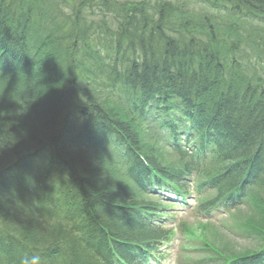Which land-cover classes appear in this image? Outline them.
Instances as JSON below:
<instances>
[{
    "label": "trees",
    "instance_id": "trees-1",
    "mask_svg": "<svg viewBox=\"0 0 264 264\" xmlns=\"http://www.w3.org/2000/svg\"><path fill=\"white\" fill-rule=\"evenodd\" d=\"M24 2L0 0V264L154 263L190 195L197 264H264V0Z\"/></svg>",
    "mask_w": 264,
    "mask_h": 264
},
{
    "label": "rangeland",
    "instance_id": "rangeland-1",
    "mask_svg": "<svg viewBox=\"0 0 264 264\" xmlns=\"http://www.w3.org/2000/svg\"><path fill=\"white\" fill-rule=\"evenodd\" d=\"M122 1H126V0H122ZM135 1V0H133ZM183 0H180V2H182ZM60 9L62 8L61 6V3L58 4ZM65 7V6H63ZM55 9L52 8L51 11H52V15L54 14V11ZM63 12L65 14H68L69 11H67L66 8H63ZM194 206V204H192V207ZM187 208H179L177 209L178 212L179 211H182L183 212H186V213H183L182 215H180L178 221H183V227H182V230L184 229L185 226H187L188 228L186 229L187 233L186 234H183L181 232V229L180 228H177V231H178V235H177V239H175L176 243L172 244L170 246V250H171V256L169 258V262L170 264H180L181 263V260H182V253L179 254L178 252V247H181V250H182V247H188L190 248L191 246V242H189L187 244V238H192V233H193V230H197L198 231V234L201 236V232L199 231V227L201 225V223H206L208 220L206 219H202V218H199L198 216L196 215H192L190 216V214L192 213L191 209L190 210H186ZM195 209V208H193ZM196 211V209H195ZM180 213V212H179ZM222 219H224L226 222H228L229 224H231L233 222L232 219L228 218L227 216H223V217H216L212 222L214 228H216V230H218V233L217 235L219 236V240L221 239L223 242H228L230 241L231 244L234 246L237 247L238 250L240 249H243L245 247H247L249 244H247L246 242H242L241 240H238V239H232V238H229V236H232L230 234H227L226 230L223 229L222 227ZM220 240V242H221ZM195 241H197V239H195ZM222 242V243H223ZM194 244H197V242H194ZM193 247V246H192ZM200 246H197V247H193V248H199ZM179 251H180V248H179ZM183 251V250H182ZM194 255V254H193Z\"/></svg>",
    "mask_w": 264,
    "mask_h": 264
},
{
    "label": "bare ground",
    "instance_id": "bare-ground-1",
    "mask_svg": "<svg viewBox=\"0 0 264 264\" xmlns=\"http://www.w3.org/2000/svg\"><path fill=\"white\" fill-rule=\"evenodd\" d=\"M9 3H10V5H9V8H8V10H9L8 13H11V15H13L14 18L19 15L20 9L24 10V12H29V13L32 12L33 14H36V15L40 16L39 12L34 11L33 7L31 9V6H29V4H27V2H24V0H9ZM60 3H62V0H53L52 4L54 6H56V5L60 4ZM61 6H63V5H61ZM11 8L13 10H11ZM52 8L55 9L54 10L55 12H54V14L52 16H54L56 18V21L52 24V28L55 30V32H57V29H59V27H62L63 24L66 22L65 18H64V15L69 16V15H71L73 13H71L72 9L71 10L69 9L70 10L69 13L65 14L64 12L58 10V8H60L59 5H58L57 9L55 7H52ZM81 11L79 13H77V14L75 13L74 15L81 18V13H82ZM12 13H14V14H12ZM55 42H60V41L56 39V40H54L51 43H55ZM29 51L32 52L31 50H29ZM69 91H70V96H73V95L76 94V90L74 88H69ZM61 109H62V114H63V112L65 110L64 104L61 105ZM39 125H41V123H39ZM47 127L48 126H46V128L44 129L45 132L49 131L50 128H51V126H49L48 128Z\"/></svg>",
    "mask_w": 264,
    "mask_h": 264
},
{
    "label": "clouds",
    "instance_id": "clouds-1",
    "mask_svg": "<svg viewBox=\"0 0 264 264\" xmlns=\"http://www.w3.org/2000/svg\"><path fill=\"white\" fill-rule=\"evenodd\" d=\"M20 264H44V259L39 251H33L31 254L22 256Z\"/></svg>",
    "mask_w": 264,
    "mask_h": 264
}]
</instances>
